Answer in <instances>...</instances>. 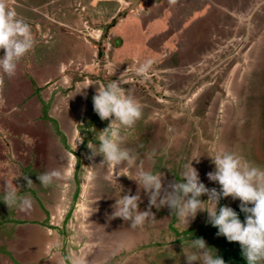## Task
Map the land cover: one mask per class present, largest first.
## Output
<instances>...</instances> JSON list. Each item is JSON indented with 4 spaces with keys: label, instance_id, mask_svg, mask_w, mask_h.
<instances>
[{
    "label": "rangeland",
    "instance_id": "1",
    "mask_svg": "<svg viewBox=\"0 0 264 264\" xmlns=\"http://www.w3.org/2000/svg\"><path fill=\"white\" fill-rule=\"evenodd\" d=\"M51 1L55 2L44 6ZM51 1L36 0L35 3V0H4L6 6L14 9L18 18L25 22L28 21L26 17H30L25 6L33 7L31 5L36 4V8L29 12L44 21L35 23L37 28L31 24L33 20L27 22L31 26L33 38L37 33L39 35L33 49L19 61L16 75L8 77L0 72V166H10L12 159L22 161L20 153L27 150L24 143L29 140L33 145L28 149V159L36 162V157L38 158V170L41 164L43 168L46 166L47 172L55 169L64 174L60 181L48 187L33 182L31 193L40 205H36L39 214L32 212L35 213V221L25 219L22 214L24 218L19 220L25 226L33 223L39 226L44 222L48 228H54L48 232V239L45 233L38 231L37 234H33V231L20 236H34L39 241L47 239V254L53 257L56 264H178L177 254H182V239L186 236H178L174 229H179L182 233L186 231L185 225L176 222L171 229L173 219L171 214L168 215L166 207L152 209L157 222H148L135 229L131 228L129 221L114 218L113 205L121 195L129 192L135 195L140 191L141 210H147L148 197L133 180L135 168L117 169L113 166L109 169L106 165H101L102 156L90 159L92 152L88 148L89 142L99 144V132L109 124L95 113L92 97L97 88L104 87L111 80L120 79L122 86L131 90L142 106L141 119L131 128L123 130L125 140L122 146L137 156V164H142L145 170L163 173L165 187L176 180L178 162L181 163L183 155L175 157V152L172 151L178 150L182 143L172 144L171 137L178 132L176 126L185 122L175 103L159 102L155 96L156 91L162 94L167 89L163 84L160 85L157 75L152 79L150 76L169 66L164 60L174 48L172 39L179 38L171 27L174 17L171 5L178 0H139L143 2V8L147 7L139 11L135 9V0ZM159 2L167 8L160 10V13L157 11L161 7ZM189 3L192 2L186 0V5ZM131 8L134 9L133 12ZM208 11L205 13L207 16ZM160 19L162 24L159 23ZM198 22L202 25L205 21ZM128 27L136 28L138 33L124 34ZM257 27L258 25L255 28ZM40 33L42 38H39ZM81 33L87 34L92 43H85L86 46H83L85 39ZM129 40H134V45ZM218 42L220 46L225 44V41ZM129 44L132 46L129 47ZM247 48L249 44L243 50ZM235 50L234 47H229L227 54L221 55L232 54ZM78 51H83V55H77ZM0 55H3L2 50ZM147 59L153 62L148 73L150 76H138L137 67ZM212 63L210 77L217 82L223 66L218 69L214 58ZM148 81L153 82V85ZM234 87L238 88L236 85ZM37 89L39 92H36ZM224 89L227 95L222 101L229 105L232 113L230 108H237V95L235 89H229L228 80ZM183 103L187 109L192 107L189 101ZM151 104L164 110L149 113ZM255 105L256 110L261 112V107L258 109L259 102L253 99V110ZM245 109L244 107L242 119L239 117L235 120L234 129L238 130L236 134H241L243 119L247 118L248 111ZM256 112L254 111L252 118L251 115L248 117L253 122L251 128L259 134L263 147L264 121ZM166 113L179 118L172 123L168 118H162ZM223 114L224 112L221 115ZM232 116L235 117L236 114L233 113ZM223 119L219 126L224 130ZM51 120H56L57 123L54 124ZM185 124L186 131L194 135L196 130L193 123ZM162 129L163 133L159 136ZM164 133L170 136L166 142L162 138ZM219 135L218 132L217 136ZM254 140L258 143V138ZM49 152L51 162L54 161L53 168L47 165ZM5 153L9 159L4 157ZM149 154H154L152 159L148 158ZM186 159L182 163L190 162L189 158ZM3 169H0L1 174H4ZM6 179L9 180L8 183H13V175ZM2 186L1 184L0 187ZM20 189L22 192L27 191L23 186Z\"/></svg>",
    "mask_w": 264,
    "mask_h": 264
},
{
    "label": "clouds",
    "instance_id": "2",
    "mask_svg": "<svg viewBox=\"0 0 264 264\" xmlns=\"http://www.w3.org/2000/svg\"><path fill=\"white\" fill-rule=\"evenodd\" d=\"M35 41L31 26L18 18L16 11L0 0V72L8 77L16 75L19 61L34 47ZM152 60L141 63L136 74L145 77L151 70ZM95 113L108 127L99 132L96 145L89 142L92 156H102L101 165L109 169H136L133 179L148 197L147 210L140 209L142 202L140 191L135 195H121L113 205L114 218L129 221L131 228L143 227L148 222H157L153 208L157 210L167 207L177 222L185 225L188 232L191 221L201 212L208 215V223L218 229L217 236L228 242H238L246 264H264V167L258 166L242 155L233 151H225L215 144L208 148L207 158L215 165V170L207 174L209 181L218 184L217 188L207 187L200 178L193 162H200L203 156L192 159L184 165L180 178L165 187L163 173L145 170L137 164V156L123 147L125 137L123 130L131 128L142 117V106L131 90L122 86V81L111 80L102 88H97L92 97ZM154 154H149L152 159ZM124 165V167H121ZM60 170H51L37 175L39 184L48 187L63 178ZM28 189L34 184L29 175L22 176ZM131 179V178H130ZM123 190L121 189V192ZM207 196V200L202 197ZM231 197L240 201V212L244 221L232 207L221 206V200ZM0 201L8 208L16 207L28 211L33 201L22 192L14 182L7 183L3 188ZM183 241L184 264H226L218 255L217 250L207 245L204 238L187 236Z\"/></svg>",
    "mask_w": 264,
    "mask_h": 264
},
{
    "label": "flooded vegetation",
    "instance_id": "3",
    "mask_svg": "<svg viewBox=\"0 0 264 264\" xmlns=\"http://www.w3.org/2000/svg\"><path fill=\"white\" fill-rule=\"evenodd\" d=\"M190 1L192 3H189V5H186V0L175 1L171 5L174 11L171 27L175 29L179 38L172 39L174 48L164 60L166 65L169 64V66L165 67V70H157L153 75L147 74V76L152 79L157 75L156 78H159L161 82L160 85L163 84L167 89V92L164 91L162 94L156 91L155 96L158 97L159 102L175 103L177 109L181 112L180 114H182L183 122L190 125L193 123L196 130L194 135L189 133L186 131L187 125L184 123L183 125H177L178 127L176 126L178 132L171 137L172 144L182 143L178 150L172 151L175 152V157L180 151L183 155L181 163L178 162L176 180L180 178V173L186 165L182 163L186 158L191 161L196 157L203 156L200 158L199 163L193 162V167L198 170L201 181L206 184L209 181L207 174L215 170V165L205 156L212 144L225 151L237 152L245 157L250 156V158L247 157L250 162L258 155L264 158V146H261L260 136L252 129L253 122L248 117V115H251L252 118L254 111H257V116L263 118L264 121V0ZM158 4L162 7L157 8L159 13L160 10L167 9L161 2ZM135 9L139 11V9L145 10L147 7L143 8L141 6ZM207 10H209L207 12L209 13L208 16L205 14ZM199 20L205 22L199 25ZM159 23L162 24L161 19ZM257 25L258 27L255 28ZM172 37H174V34H172ZM185 41L187 42L184 43ZM218 41H225V44L220 46ZM247 44H249V48L243 50ZM217 47H219L218 50ZM229 47L236 49L234 53L222 56L221 54L226 53ZM213 58L216 60L214 64L218 69L223 66L220 68L217 82L212 81L210 77ZM232 62H235V64L233 65ZM203 63L210 64V66L203 65ZM227 80L229 89H235L237 95V108H233L234 106L230 108L233 111L232 113L228 108L229 105L223 104L222 101L224 96L227 95L226 89H224ZM148 83L153 85V82L148 81ZM235 85L238 88H235ZM155 87L154 85L153 88L155 89ZM253 99L259 102L258 109L261 107V112L256 110L257 105L253 110ZM183 101H189L192 107L187 109ZM149 107L151 109L149 113L153 110H159L158 106L157 108L154 107V104L149 105ZM244 107L248 111L247 118L243 119L241 134H236L238 130L237 128L234 129L236 127L235 120L243 117ZM163 110L160 109L159 112ZM159 112H155V114L160 115ZM222 112H224L223 115H221ZM233 113L236 114L235 117L232 116ZM162 118H168L173 123L179 117L166 113L163 114ZM222 118H224L222 120L225 125L224 130L223 127L219 126ZM199 127L202 129H199ZM227 130L228 132H226ZM162 131L163 129L158 133L159 136L163 133ZM218 132L220 133L219 136H217ZM167 133L162 136L164 142L170 138ZM255 138H258V143H255ZM251 151L255 152V155H248ZM219 187L216 184L215 188L217 190H219ZM202 199L207 200V196L202 197ZM227 201V199H222L221 206H228ZM229 205L237 213H241L240 208L235 209L233 205ZM166 209L168 215H170V210L167 207ZM244 218L242 221H244ZM172 219L171 229L173 224L177 222L174 217ZM191 225L188 232L183 231L180 233L179 229L174 230H177L178 236L181 237L192 235L194 239L204 238L207 245L217 250L218 255L225 260L226 264L231 263L225 257V247L241 250L238 242H228L225 237L217 236L218 229L208 223L207 215L199 213L196 219L191 221ZM179 253L177 254L179 256L178 264H184L183 255L181 252Z\"/></svg>",
    "mask_w": 264,
    "mask_h": 264
},
{
    "label": "crops",
    "instance_id": "4",
    "mask_svg": "<svg viewBox=\"0 0 264 264\" xmlns=\"http://www.w3.org/2000/svg\"><path fill=\"white\" fill-rule=\"evenodd\" d=\"M127 1H131V0H127ZM142 1H139V0L136 1L135 0L134 3H135V5H137L136 7H141ZM53 2H55V1H51L49 3L46 2L44 4V6H46V4L51 5ZM136 2H139V3H136ZM29 3H31V2H29ZM35 3H36V0H35ZM35 5L36 4H32L31 6H33V7L25 6L26 9H28L27 14L30 15V17L26 15L27 16L26 19L29 22H31V20H33L32 21L33 23H31V24H34L33 25L34 27H35V23L39 24V22L41 20L44 21V19H42L41 17L37 16V18H36L33 14H31L29 12V10L36 8ZM44 6H43V8H44ZM131 12H133V11H131ZM123 20H124V18H123ZM28 21H26V22H28ZM35 28H37V27H35ZM129 32H130V35H133V34L135 35L136 33H138L136 28H130L129 29V27H128L126 30H124V34L129 35ZM81 34H83V33H81ZM35 35L36 34H34V36ZM38 35L39 34L37 33V35L34 37V41H36V37ZM42 37H43V35L41 34V37H39V38H42ZM45 38H46V36H44V39ZM83 38L85 39L84 44L85 43L86 44L92 43V41L88 38L87 34H83ZM129 41L131 42V44H133L132 42H134V40L133 41L129 40ZM84 44H83V46H86V44L85 45ZM131 44H129V47L132 46ZM83 53H84L83 51L82 52L78 51L77 55H79V54L83 55ZM30 143L31 142L28 140L24 144H30ZM254 153L255 152L251 151V153H248V155L251 154L253 156ZM11 155L13 157L14 153L13 154L11 153ZM178 155H182V152L180 151L178 153ZM4 157L8 158V156H6V153L4 154ZM243 157L248 160L247 156L246 157L243 156ZM252 163H254L258 166L264 167V158H261L258 155L257 158H253ZM10 166H13L12 168L10 167L11 171H8L10 173H7L5 175V174H1V172H0V185L1 184L3 185L2 187H0V197L3 196V188H4V185L6 184V182L8 183V181H9V180L7 181V179H6V178H8L9 175H13V182L17 183V186L19 184L14 179L19 178L18 170L20 167L15 161L14 162L11 161ZM205 185L209 188H213L216 186V184L211 182V181H208ZM18 187H21V186H18ZM23 188L25 189V186H23ZM27 194L30 196L31 193H27ZM30 198L33 201V207L28 211H21L16 207L8 208V206L5 203L0 201V247L4 246L7 249V251L11 252L13 259L21 260V264H56L55 261L53 260V257H51L49 254H47L49 247L46 246V241L48 239V232L53 230L54 228L53 229L48 228V226H45L43 224L44 222L39 224V226H37L35 223L28 224L25 226V225H22L21 222L19 221L21 218H24V217L27 220L33 219L35 221V213L32 214V212H36L37 214H39V210H38L37 206H40V205H38L36 198L34 196H32V194H31ZM227 200H228L227 201L228 206H230L229 204H231L234 206L235 209L240 208L239 207L240 201L233 200L231 197L227 198ZM201 213L204 215H207L206 212H201ZM21 214L24 215V217H22ZM37 228H39V229L37 230ZM33 231H35V233H33ZM37 231L40 233L42 232L43 234L45 233L47 239L45 241L44 240L39 241V240H37V237H34V236H32V238L30 236L29 237L20 236L21 234H24V235L25 234L26 235L31 234V233L37 234ZM0 257L7 262L9 261L8 263H5V264H15L13 262V259H11L8 256L3 255L2 253H0Z\"/></svg>",
    "mask_w": 264,
    "mask_h": 264
},
{
    "label": "trees",
    "instance_id": "5",
    "mask_svg": "<svg viewBox=\"0 0 264 264\" xmlns=\"http://www.w3.org/2000/svg\"><path fill=\"white\" fill-rule=\"evenodd\" d=\"M36 92H39V89H37V91ZM40 100H41V98H40ZM50 120V119H49ZM54 124H56L57 123V121L56 120H51ZM57 126V125H56ZM31 137H33V136H31ZM35 144V143H34ZM33 144H25V149H27V150H25V152L24 153H20L21 155H22V161H18L17 159H15V160H10V162L12 161V162H16L18 165H19V170H18V172H19V178H15V180L19 183L18 184V186H27L26 185V181L23 179V177L22 176H24V175H29L30 176V178L32 179V181L34 182L35 181V183L36 184H39V180L37 179V175H39V174H42V172H43V170H44V172H47L46 170V166L43 168L42 167V165L40 164V168H39V170H38V166L39 165H37L38 163H37V160H38V158L36 157V154H35V157H36V162L35 161H33L32 159H30V161H29V159H28V156L30 155V152H28V149L30 148V146H32ZM18 149V148H17ZM20 150H18V152H19ZM13 153H15V150H14V152ZM17 155H19L18 153H17ZM51 153L49 152V154H48V157H47V160H48V162H47V165H50V167L51 168H53L54 166H53V164H54V161H52L51 162ZM9 162V163H10ZM46 165V164H45ZM10 167L12 168L13 166H8V167H5V166H0V169L2 168H4L2 171H4V174L6 175L7 173H10V172H8V171H11V169H10ZM14 169V168H13ZM34 185V184H33ZM33 188H31V189H28V188H26V190H27V193H31V192H33V190H32ZM42 189H44V188H42ZM32 194V193H31ZM239 215H240V218H241V220H243V218H244V214L241 212V213H238ZM224 251H225V257H227L228 259H229V262L231 263V264H246V261L244 260V258H243V256H242V254H241V250H235V249H233V247H225L224 248ZM0 253H2L3 255H5V256H8V257H10L11 259H13V256H12V254H11V252H9V251H7V249L3 246V247H0ZM9 262V261H8ZM7 261H5V260H3L1 257H0V264H5V263H8ZM13 262L15 263V264H21V260H18V259H13Z\"/></svg>",
    "mask_w": 264,
    "mask_h": 264
},
{
    "label": "water",
    "instance_id": "6",
    "mask_svg": "<svg viewBox=\"0 0 264 264\" xmlns=\"http://www.w3.org/2000/svg\"><path fill=\"white\" fill-rule=\"evenodd\" d=\"M135 2V1H134ZM136 3H139V2H136Z\"/></svg>",
    "mask_w": 264,
    "mask_h": 264
}]
</instances>
